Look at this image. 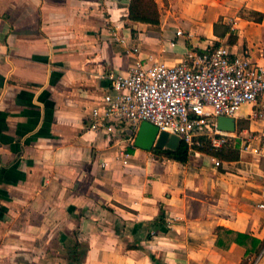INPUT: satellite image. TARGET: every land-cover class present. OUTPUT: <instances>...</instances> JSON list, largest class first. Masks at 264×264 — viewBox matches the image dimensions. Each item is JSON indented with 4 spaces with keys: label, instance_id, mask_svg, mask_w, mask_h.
Masks as SVG:
<instances>
[{
    "label": "crops",
    "instance_id": "0c3cea01",
    "mask_svg": "<svg viewBox=\"0 0 264 264\" xmlns=\"http://www.w3.org/2000/svg\"><path fill=\"white\" fill-rule=\"evenodd\" d=\"M156 2L158 24L131 20L130 0H0V264L252 261L221 227L262 242L264 264V101L236 119L262 150L220 166L204 152L183 163L135 143L124 166L88 129L107 75L128 72L136 43L170 65L190 48L264 49V0Z\"/></svg>",
    "mask_w": 264,
    "mask_h": 264
},
{
    "label": "built area",
    "instance_id": "2783aa9c",
    "mask_svg": "<svg viewBox=\"0 0 264 264\" xmlns=\"http://www.w3.org/2000/svg\"><path fill=\"white\" fill-rule=\"evenodd\" d=\"M181 29L175 37L162 38L161 51L176 45L183 36ZM138 55L127 73L110 72V91L91 110L88 129L106 136L118 147L124 166L130 163L138 126L148 121L178 136L194 153L198 138L207 136L215 147L230 138L240 139V153H259L261 145H253V135L243 136L218 127V118L235 120L244 104L264 101V49L255 57L250 50L232 52L228 44L211 45L203 51L188 49L182 59L168 64L153 54L141 57L140 43L127 49ZM215 166L222 160L213 159ZM105 164V163H104ZM264 209V203L259 205ZM257 259V258H256ZM256 259L253 264L256 263Z\"/></svg>",
    "mask_w": 264,
    "mask_h": 264
},
{
    "label": "trees",
    "instance_id": "16d2710c",
    "mask_svg": "<svg viewBox=\"0 0 264 264\" xmlns=\"http://www.w3.org/2000/svg\"><path fill=\"white\" fill-rule=\"evenodd\" d=\"M129 16L133 21L149 23V24H158L160 21V9L156 0H130L129 6ZM261 18L259 17L258 20ZM199 145H196L195 150L211 154L218 159L224 160H236L239 159L240 151V140L235 138H230L222 146L215 147L212 145L210 139L202 135L198 138ZM154 153L159 157H163L169 160L179 161V162H188L194 156V152L190 151L188 145L181 141L176 149L169 148H154ZM220 231L223 232V236H229L231 241H236L241 245L247 248L246 253L251 254L253 251L255 253L254 259L248 261L244 259L242 264H253V261L259 256L262 249V242L257 238L243 233H237L230 229L221 227ZM75 257H80L79 254H71Z\"/></svg>",
    "mask_w": 264,
    "mask_h": 264
},
{
    "label": "water",
    "instance_id": "95a60500",
    "mask_svg": "<svg viewBox=\"0 0 264 264\" xmlns=\"http://www.w3.org/2000/svg\"><path fill=\"white\" fill-rule=\"evenodd\" d=\"M218 127L225 131L235 132L237 122L234 118L221 116L218 118ZM181 143V139L166 131H159V128L148 121H143L140 125L135 145L143 149L153 148L176 149Z\"/></svg>",
    "mask_w": 264,
    "mask_h": 264
}]
</instances>
